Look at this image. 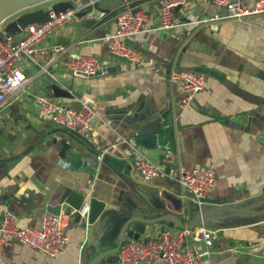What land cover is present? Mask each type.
<instances>
[{
  "label": "crops",
  "instance_id": "obj_1",
  "mask_svg": "<svg viewBox=\"0 0 264 264\" xmlns=\"http://www.w3.org/2000/svg\"><path fill=\"white\" fill-rule=\"evenodd\" d=\"M82 1L88 6L95 0ZM127 1L130 7L149 13L144 32L127 40L143 55L142 63L131 64L110 55L101 39L115 32L125 2L104 0L99 3L100 11L78 16L39 45L95 56L110 72L77 78L60 69L52 78L29 61H20L28 83L0 109V220L9 211L21 227H40L50 214L48 207L60 205L70 192L85 189L90 190L89 197L105 204L106 217L93 231L62 213L69 238L62 255L51 259L11 240L0 264H90L98 255L96 248L116 247L125 218L134 209L142 214L148 204L190 223L194 215L190 209L196 204L176 180L181 165L215 171L217 182L206 201L207 209L245 207L264 197V15L223 20L212 28L201 22L226 15V9L211 0H186L185 6L175 9L178 27L166 32L155 30L159 0ZM240 1L245 8L253 7V0ZM198 67L217 72L221 79L206 75L205 90L182 110L181 89L171 83L170 75L174 70ZM52 84L67 89L72 97L55 98ZM41 95L72 108L90 100L97 114L92 136L77 137L54 125L37 105ZM168 104L173 107V128L163 120L160 149L137 146L132 131L122 126L121 115L138 105L158 114ZM171 131L175 153L168 148ZM63 140L87 158L89 170L82 162L73 170L62 159ZM167 151L174 158L171 173L164 169L160 177L144 182L135 168L137 159L143 155L161 165ZM111 159L124 161L130 167L124 169L128 174L116 171ZM263 221L227 213L206 220L217 237L205 264H264ZM161 225L149 228L142 238H157Z\"/></svg>",
  "mask_w": 264,
  "mask_h": 264
},
{
  "label": "built area",
  "instance_id": "obj_2",
  "mask_svg": "<svg viewBox=\"0 0 264 264\" xmlns=\"http://www.w3.org/2000/svg\"><path fill=\"white\" fill-rule=\"evenodd\" d=\"M55 1L48 7L50 18L43 24L29 25L22 35L9 36L5 27L10 18L31 9H25L0 23V109L15 93L28 83V78L18 66L20 61H29L38 67L41 74L55 78L54 73L63 69L73 77L91 78L107 73V68L95 56L69 53L63 47L47 49L40 47L43 39L52 36L57 30L77 19L86 9L82 0H50ZM159 25L155 30L173 31L178 27L175 22V9L186 5V0H159ZM226 9V15H215L202 21V24L217 28L216 23L228 19H246L264 15V0H253L252 8L243 7L240 0H211ZM116 19L115 32L101 40L107 45L110 55L131 64L143 62V55L129 46L127 40L144 32V25L149 21V13L142 8H132L128 1ZM57 3L72 4L73 9L55 14L52 7ZM36 7V6H35ZM33 8V7H32ZM35 11V10H33ZM89 15H92L89 14ZM88 15V16H89ZM105 16L101 13V18ZM171 83L181 89L180 108L186 110L196 95L205 90L206 75L185 70H174L170 75ZM40 111L50 118L56 126L76 133L85 139L93 134V122L97 117L92 103L88 99L81 101L79 108L57 104L50 97L41 95L36 99ZM173 155L167 151L164 162L172 164ZM135 168L144 182H150L164 173V167L151 162L141 155L135 162ZM180 186L201 209L206 205L210 191L215 187L217 176L213 169L206 166L187 168L181 165L177 179ZM85 189V193H89ZM88 210H85L83 216ZM64 215L47 214L40 227L19 225L12 212H5L0 220V261L5 257V247L11 240L30 247L36 252L54 259L64 253L69 242L65 233ZM264 226V221L262 222ZM217 231L210 229L205 223L197 228L166 229L161 238L127 239L118 253L120 264H144L163 261L165 264H205L206 258L212 254Z\"/></svg>",
  "mask_w": 264,
  "mask_h": 264
},
{
  "label": "water",
  "instance_id": "obj_3",
  "mask_svg": "<svg viewBox=\"0 0 264 264\" xmlns=\"http://www.w3.org/2000/svg\"><path fill=\"white\" fill-rule=\"evenodd\" d=\"M50 0H0V23L6 20L18 12L41 5ZM104 0H95L92 4L88 5L86 9L79 15L80 18L86 17L94 11H100L99 3ZM72 4L57 3L52 7V11L55 14L66 12L68 9H73ZM181 8V7H180ZM50 11H44L42 9L26 12L14 20L7 23L5 31L9 36L17 37L23 34L24 30L31 24L38 23L43 24L47 22L50 18ZM110 72V69L107 70ZM193 72L201 73L204 75H209L221 79V76L210 69L204 67H198L193 70ZM100 72L98 75H101ZM51 91L55 98H71L69 91L59 84H52ZM132 111L133 115H129L127 110L122 116V126L127 130H131L135 136V144L141 148L147 150H159V139H162V123L163 120H167L169 124V129L173 128V107L168 104L167 108L161 113H153L147 111L143 106L138 105L128 108ZM144 110V111H143ZM61 129H65L63 126H57ZM77 137L80 135L73 133ZM163 139H165L163 137ZM63 149L61 151L62 159L66 160L71 169H76L79 167L80 162L84 165L87 164V158L83 157L81 152L68 142V140H63ZM175 133L171 131L169 133V150L176 152L174 149ZM110 163L114 169L118 172H125V167L130 169L129 166L124 161H119L118 159H111ZM161 166L165 168V173L170 174L172 165L164 162V155L161 157ZM86 170H89L86 165ZM128 171L125 173L128 174ZM89 194L84 191H73L70 192L62 201L60 205L55 207H48L47 211L50 214L59 216L62 213L72 215L77 224L85 223L92 227L95 231L97 224L104 220L106 217L105 204L98 201L95 198L88 196ZM147 207L143 208L142 214L139 209H134L131 215L125 218V221L121 228V233L119 241L116 247L103 251L96 248L98 255L93 259L90 264H120L118 253L121 246L127 239L138 240L147 234V230L151 227L158 226L160 224V232L157 238H161L163 232L170 227L171 229H188L192 230L197 228L202 223H205L208 219H215L218 215L227 213L231 217L235 218H264V197L255 203L247 205L245 207H233V206H221V207H211L207 209L199 208L194 205L190 209V213L194 214L190 223H185L180 215L173 217L170 215L169 211L156 204H148ZM85 210H88L85 216H83ZM90 236L93 237L92 230L90 231ZM94 238V237H93ZM91 243V242H90Z\"/></svg>",
  "mask_w": 264,
  "mask_h": 264
},
{
  "label": "rangeland",
  "instance_id": "obj_4",
  "mask_svg": "<svg viewBox=\"0 0 264 264\" xmlns=\"http://www.w3.org/2000/svg\"><path fill=\"white\" fill-rule=\"evenodd\" d=\"M54 2H55V1H48V2H45V3L41 4V5H38V6H36V7H33V8H31V9L25 10V11H23V12H21V13L15 15L14 17L10 18L9 20L12 21V20H14L16 17H18V16H20V15L26 13V12H30V11H33V10H39V9H42V8L48 7V6H50L51 4H53Z\"/></svg>",
  "mask_w": 264,
  "mask_h": 264
}]
</instances>
